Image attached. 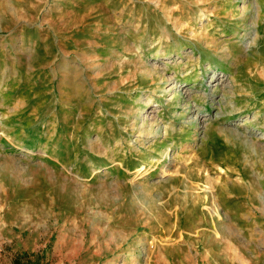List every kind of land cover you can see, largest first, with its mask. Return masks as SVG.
Here are the masks:
<instances>
[{"label": "rangeland", "instance_id": "obj_1", "mask_svg": "<svg viewBox=\"0 0 264 264\" xmlns=\"http://www.w3.org/2000/svg\"><path fill=\"white\" fill-rule=\"evenodd\" d=\"M60 42L111 76L72 78L62 101ZM234 74L242 112L216 122L210 101L215 131L197 135L174 87L193 77L180 88L199 95ZM257 114L261 131L264 0H0V264H264V181L247 187L264 156L217 131L249 133ZM154 119L160 136L143 138ZM98 131L109 157L89 147Z\"/></svg>", "mask_w": 264, "mask_h": 264}, {"label": "bare ground", "instance_id": "obj_2", "mask_svg": "<svg viewBox=\"0 0 264 264\" xmlns=\"http://www.w3.org/2000/svg\"><path fill=\"white\" fill-rule=\"evenodd\" d=\"M247 16V15H246ZM239 27V26H238ZM240 28V27H239ZM90 44V42H89ZM88 44V45H89ZM86 48H90L91 46L89 45ZM229 49V46H227ZM219 53H223L222 57L224 58V56L231 57L232 54L229 50V52L225 51L224 48H218ZM209 50V49H208ZM164 58H167L169 56H171L170 54H166L164 53ZM76 57L75 53H71V52H67L66 48L61 44L60 42V48H59V52H58V57L55 61V65H56V71L57 74H59L61 76V86H62V92H61V98L62 101L65 100V91L64 88L66 87V84L74 77H84L83 79V83L84 85H88L90 80L93 79H99L100 77L98 76H108L110 77L111 75L108 74V71H106L105 73H96L95 75L92 74L91 71V65L94 64L96 61H99L100 58H93V57H86V58H81L78 59L76 63H72L73 62V58ZM158 57H163L158 56ZM229 61V60H228ZM166 65H169L168 62H166ZM104 66L97 67V68H103ZM155 70H157L156 68H154ZM237 72V71H236ZM233 73V72H232ZM159 78H163L164 81L163 83L167 82L169 80L166 79L165 75H161L158 71L155 73ZM217 75V73H214V76ZM233 75V74H232ZM193 79V77H191L190 79H186L184 83H181L180 85H176L174 88L175 90V95L174 98L176 97V95H181V96H185V101L183 103L180 104V106H182L184 108V113H187L189 116L187 118H189L188 121H186L188 124L195 126L198 131L197 135H203V138L209 137L211 135V133L214 130V124L213 122H221L224 118L233 116L239 112H242V109L240 107L237 106V102H236V98H237V90L239 89L238 87V76L236 74H234V86H223L222 88L220 85V82H215V84H210L209 86H211V88H209L208 86H206L205 91L203 94H194L192 93V91H183L182 88H180L183 84L188 85L189 83H191V80ZM218 80V79H216ZM210 81V80H209ZM211 81H215V80H211ZM192 89V88H191ZM116 87L112 86L109 89L110 94L114 93L116 91ZM182 91V92H181ZM187 93V94H186ZM214 98H216L217 100L215 101ZM67 101V99L65 100V102ZM154 101H156V93L155 92H151V94L149 95V99L147 101H145V105H151L154 103ZM160 101V100H159ZM211 101V105L212 107H215V109L217 110L216 112V118L215 121H212L211 119L208 120L209 115H212V112L208 113L207 115H205V112H208L209 108H207L209 102ZM233 104V105H232ZM232 105V106H231ZM62 108H66L64 106H62ZM248 110V109H247ZM244 111V110H243ZM261 114V113H260ZM262 119H259V114L255 115L253 118L250 117H246L245 120H243V124H241V127L244 125H248L249 130L248 132L250 133H246V131L241 132V131H237V130H233V129H221L218 128L217 126V131L219 134H222L224 136H226L230 141L236 140V141H241L242 144L244 145V149L247 150L249 149L250 152L255 151L256 154H260V152L262 153V155L264 156V143L262 141H264V126H262V130L259 131L258 129H256V126H260L259 122ZM147 121V119H146ZM156 122V119L153 120V122L149 123V128L147 129L146 127H142L141 128V133L143 135V138L148 139V140H155L156 138H158L161 134V126L159 125L156 129H154V124ZM264 122V121H263ZM8 124V123H7ZM203 124V126H202ZM240 128V126H238ZM66 128L63 127V132L65 131L66 133ZM200 130H202L200 132ZM254 130H256V132H254ZM166 134H168V132H166ZM257 136L260 138V141H258ZM104 136L101 134L100 131L97 132L96 137L95 138H91L90 139V144L89 147L90 149L95 152L98 153L101 156H108L109 157V149L108 146L106 145V140H104L103 138ZM172 150V149H171ZM116 152V151H115ZM169 148H166L163 151V154L165 155L166 159L167 156H169ZM260 166V170L257 169V171L260 172L259 176H256L255 174H252L249 181L247 182V187L249 190L254 189L253 191H255L254 193H256V187L258 186L259 183H261V181H264V160H262L261 164H259ZM258 168V167H257ZM98 170L97 168H94V170ZM101 171L98 170L97 173H100ZM109 170H106L105 175H108ZM118 177V176H117ZM174 178H167L165 180L159 181L158 183L163 184V183H168L169 181H171ZM117 185L119 184V181L116 182ZM153 187H156L157 185H152ZM263 185L261 184V187ZM258 186V191H263V189ZM176 189H174L175 192ZM228 190V189H227ZM207 199V198H204ZM262 201V199H261ZM258 202V200L256 201ZM162 205H166V202H162ZM263 203V202H262ZM218 205V206H217ZM219 202L216 198V202L215 204L210 208L213 209L212 210V214L214 215H218V217L221 220H224V229L223 232H236L237 226H239V224H237L235 221H233L232 217L230 216V218H224V216L222 215V213L220 212L219 208ZM218 209H217V207ZM263 209V208H262ZM93 224L92 226L95 224L96 220H104L105 219V212H103L100 208H97L94 206L93 208ZM100 212H102L100 214ZM181 212V208H175L172 213H176L177 215ZM230 215L229 212H226ZM253 213H257V212H253L252 209L248 210V215H246V218H252ZM109 216V213H107V218ZM245 215H243L244 217ZM79 223V228H76L73 231H80L81 229V223L78 220ZM72 230V229H71ZM171 232H175V230H172ZM239 232H247L245 229L240 230Z\"/></svg>", "mask_w": 264, "mask_h": 264}, {"label": "trees", "instance_id": "obj_3", "mask_svg": "<svg viewBox=\"0 0 264 264\" xmlns=\"http://www.w3.org/2000/svg\"><path fill=\"white\" fill-rule=\"evenodd\" d=\"M16 261L18 262V264H22L21 259L17 258Z\"/></svg>", "mask_w": 264, "mask_h": 264}]
</instances>
